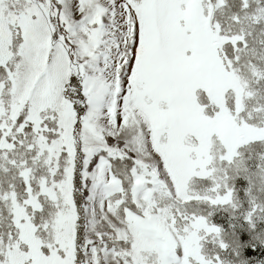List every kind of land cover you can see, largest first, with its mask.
<instances>
[{"label":"snow or ice","instance_id":"1","mask_svg":"<svg viewBox=\"0 0 264 264\" xmlns=\"http://www.w3.org/2000/svg\"><path fill=\"white\" fill-rule=\"evenodd\" d=\"M0 264H264V0H0Z\"/></svg>","mask_w":264,"mask_h":264}]
</instances>
